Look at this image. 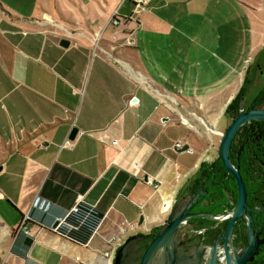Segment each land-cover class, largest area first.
<instances>
[{"label":"crops","instance_id":"0c3cea01","mask_svg":"<svg viewBox=\"0 0 264 264\" xmlns=\"http://www.w3.org/2000/svg\"><path fill=\"white\" fill-rule=\"evenodd\" d=\"M116 7L0 0V264H113L119 224L163 223L244 79L247 101L264 87V0H127L114 26ZM79 200L103 215L87 245L52 229Z\"/></svg>","mask_w":264,"mask_h":264},{"label":"flooded vegetation","instance_id":"af4514ba","mask_svg":"<svg viewBox=\"0 0 264 264\" xmlns=\"http://www.w3.org/2000/svg\"><path fill=\"white\" fill-rule=\"evenodd\" d=\"M242 100L235 114L264 108V87L250 101ZM229 160L240 183L215 152L175 200L173 206L180 202L187 207L180 222L181 234L177 235L182 258L175 264H209L213 255L214 264H228V254H241L250 242L254 247L243 264L264 263V120H250L239 128L230 144ZM240 191V213L227 231ZM163 223L148 231L129 233L115 253L125 243L131 252L129 264H133Z\"/></svg>","mask_w":264,"mask_h":264},{"label":"water","instance_id":"95a60500","mask_svg":"<svg viewBox=\"0 0 264 264\" xmlns=\"http://www.w3.org/2000/svg\"><path fill=\"white\" fill-rule=\"evenodd\" d=\"M59 44L62 46H67L69 40L66 38H61ZM243 100L240 101V106ZM250 120H264V108L252 107L247 111H239L234 114L231 121L221 132V136L217 146V154L221 158L225 167L234 175V177L239 182V174L234 169L229 160L230 144L239 128L246 122ZM78 132L76 126L72 127L68 138L74 139ZM188 148V144H184L178 151H184ZM242 193L239 192L237 203L234 207V212L228 223L227 231L230 230L232 221L235 216L239 215L241 209ZM187 207L184 203L178 202L173 206L165 219V222L160 226L158 231L154 236L148 241L147 246L140 253V257L133 264H175L181 256V244L178 243L177 235L181 234L180 222L186 216ZM57 222L55 221L54 225ZM250 231V230H249ZM254 244L252 242L243 249L241 254H236L232 257L228 254V264H243V261L248 258L251 253ZM125 243L119 247L113 257V264H129V259L131 252ZM216 262L215 257L210 260L209 264H214Z\"/></svg>","mask_w":264,"mask_h":264},{"label":"built area","instance_id":"2783aa9c","mask_svg":"<svg viewBox=\"0 0 264 264\" xmlns=\"http://www.w3.org/2000/svg\"><path fill=\"white\" fill-rule=\"evenodd\" d=\"M117 3L116 9H114L111 17H110V23L114 26H118L119 24H124L125 22H129L131 20V15H123L120 14L118 9L119 6L126 0H114ZM115 37V34L113 35ZM128 43H132V37H129L127 39ZM221 134V132H220ZM116 142V141H113ZM184 144L181 140H177L173 147L176 149L178 147H182ZM186 150L191 149L188 147ZM146 182L151 183L149 180ZM157 187V185H154ZM163 209H167L170 203L168 204V199L164 198L161 201ZM98 212L96 209L95 205L86 203L82 200H79L74 207L68 212V214L62 218L57 219V223L53 225V230L58 232L60 235H63L67 237L68 239L82 243L83 245H87L89 240L92 238L94 234H96L99 230V227L102 222V217L97 219L95 222L94 226L91 228V233L88 239L85 242H82L75 237L71 236L68 234V232L62 231L61 227L64 225L67 227V230H77L80 226L84 225L86 221H89L94 215ZM103 216V215H102ZM30 219V216L28 213L24 214L21 219L19 224L17 225L16 229L19 231H22L25 234H28L30 232L29 228L27 227V221ZM137 227V223L135 221H124L119 224L118 226V231L116 234L111 235L108 239L107 242L111 245V248L104 251V255L106 257L111 256L112 251H115V248L121 244L123 241L124 237L128 235L129 233H132V231ZM264 264V263H262Z\"/></svg>","mask_w":264,"mask_h":264},{"label":"trees","instance_id":"16d2710c","mask_svg":"<svg viewBox=\"0 0 264 264\" xmlns=\"http://www.w3.org/2000/svg\"><path fill=\"white\" fill-rule=\"evenodd\" d=\"M248 87V80L244 79L239 91L236 93V95L229 101V103L226 106L225 112L232 118L235 114L234 109L239 105L240 101L244 98L245 93L247 91ZM102 217V213L98 211L94 217H92L89 221H86V223L82 226H80L77 230H67L66 226H62L61 229L64 232H68L71 236L75 237L76 239L85 242L91 233V228L94 226L97 219Z\"/></svg>","mask_w":264,"mask_h":264},{"label":"rangeland","instance_id":"374dc122","mask_svg":"<svg viewBox=\"0 0 264 264\" xmlns=\"http://www.w3.org/2000/svg\"><path fill=\"white\" fill-rule=\"evenodd\" d=\"M126 1H127V0H126ZM124 2H125V1H124ZM226 40H227V38H223V39L221 40V44H222V45H224V44H225V42H226ZM226 45H227V44H226ZM220 52H222V51H220ZM250 94H251V95H250ZM250 94H249V95H247V97H249V98H250L251 96H253V94H254V93H253V92H251ZM245 97H246V96H245ZM245 97H244V100H246V101H247L248 99H246ZM179 148H181V147H178V149H179Z\"/></svg>","mask_w":264,"mask_h":264}]
</instances>
